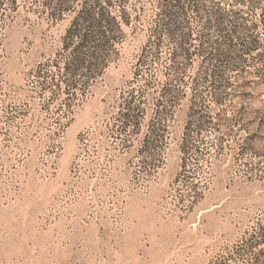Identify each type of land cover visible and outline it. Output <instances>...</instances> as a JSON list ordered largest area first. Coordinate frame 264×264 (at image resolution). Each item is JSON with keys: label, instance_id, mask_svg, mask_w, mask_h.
<instances>
[{"label": "rangeland", "instance_id": "obj_1", "mask_svg": "<svg viewBox=\"0 0 264 264\" xmlns=\"http://www.w3.org/2000/svg\"><path fill=\"white\" fill-rule=\"evenodd\" d=\"M0 264H264V0H0Z\"/></svg>", "mask_w": 264, "mask_h": 264}, {"label": "trees", "instance_id": "obj_2", "mask_svg": "<svg viewBox=\"0 0 264 264\" xmlns=\"http://www.w3.org/2000/svg\"><path fill=\"white\" fill-rule=\"evenodd\" d=\"M85 18L86 19H91V14L88 12L87 15L85 16ZM115 20L116 19L111 18L110 21H109V23L112 24V22H115ZM76 25H77V18L74 21H72V24H71L70 28L68 29V32L69 33H73V27L75 29L77 27Z\"/></svg>", "mask_w": 264, "mask_h": 264}]
</instances>
